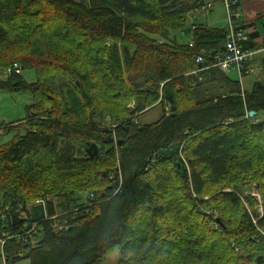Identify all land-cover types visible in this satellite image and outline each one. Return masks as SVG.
Instances as JSON below:
<instances>
[{
	"label": "trees",
	"instance_id": "1",
	"mask_svg": "<svg viewBox=\"0 0 264 264\" xmlns=\"http://www.w3.org/2000/svg\"><path fill=\"white\" fill-rule=\"evenodd\" d=\"M204 5L0 0V88L36 98L24 121L0 127L1 139L14 134L0 146L6 264H105L118 249L132 254L126 264H258L264 215L244 186L257 184L264 208V18L247 24L262 86L243 92L217 68L202 82L189 75L225 51L227 30L193 25L190 43L171 38ZM15 65L23 73L7 76ZM155 106L163 116L142 126Z\"/></svg>",
	"mask_w": 264,
	"mask_h": 264
},
{
	"label": "rangeland",
	"instance_id": "2",
	"mask_svg": "<svg viewBox=\"0 0 264 264\" xmlns=\"http://www.w3.org/2000/svg\"><path fill=\"white\" fill-rule=\"evenodd\" d=\"M210 2L214 3L213 10H210V11L198 10L196 12L188 14L189 16L186 21V25H187L186 29H192L193 25H197V26H206V27L213 28V29H220V30L228 31L230 25H229V13L227 11L226 5L223 2L216 1V0H210ZM239 14L242 17V22L248 25L252 23V21L248 22L244 20V14L242 12L241 7L239 9ZM259 18L260 19L264 18V15H260ZM185 30L171 31L172 40L177 41L179 44L190 43L193 37L189 35L185 36L184 34ZM260 43H263V39L260 40ZM259 75L260 73L256 72L251 77H248L247 79H245V83H244L245 89L250 88L253 85L254 81H256L257 79H260L261 77ZM23 76H24V79L29 83L35 82L37 79L36 74L32 71H28V72L25 71ZM229 76L235 80H238L236 73L233 71L229 72ZM58 84L59 83L57 81L54 83V85L56 86H58ZM35 103H36V98L32 94H29L23 91L12 92L10 90L0 88V127L4 124H12L15 122L24 121L28 117L30 106ZM133 105L134 104H132V106ZM132 106L130 105V107ZM163 114H164L163 107L155 106L151 108L148 112L144 113L140 117L139 122L142 126L153 124L159 121L160 118L163 116ZM259 119L261 121H264V114H261L259 116ZM22 127H24L23 133L26 132L25 129H29V127H26L25 124ZM4 131L5 130L0 129V136L4 135ZM13 136L14 134H11L9 136H6L5 138H2V139L0 138V146L8 143L13 138ZM41 159L42 158L39 157L37 158V161H41ZM257 187L258 186L256 183L250 182L244 186V193L245 195H251L252 197H256L259 200L258 210H259L260 215L263 216L264 208H263L262 196H261V192L258 190ZM91 192L92 191H89L87 193H76V196L79 199V203L81 204L86 203V201L88 200V197H90L89 194ZM40 201L41 200H37L33 203L37 205L38 203H40ZM30 207L31 205L29 206V208ZM131 258H132V254L126 256L121 252V250L118 249L109 256L105 264H126L127 262L131 260ZM31 263H32L31 259H25L20 264H31ZM0 264H6L5 259L3 257V241H0Z\"/></svg>",
	"mask_w": 264,
	"mask_h": 264
},
{
	"label": "built area",
	"instance_id": "3",
	"mask_svg": "<svg viewBox=\"0 0 264 264\" xmlns=\"http://www.w3.org/2000/svg\"><path fill=\"white\" fill-rule=\"evenodd\" d=\"M221 1L226 5L227 11L229 13V29L227 35V42L225 45V51L223 53H218L214 57H212L213 64L212 66H208L209 64L206 62V58L201 56L197 59V63L199 64V68L192 72L189 75H193L196 77V80L199 82L203 81V77L201 74L205 71H208L210 68H217L223 71L226 74L233 71L236 73L238 77V81L241 84L243 92H245V79L252 76L256 72L255 62L258 52L247 48L248 43L251 41V32L252 29L248 27V25L242 22V17L239 14V9L241 7L240 0H216ZM214 3L208 2L205 0V5L202 7V10L210 11L213 10ZM204 64L206 66H204ZM23 73L22 68L19 65H15L12 69H10L7 73V76H11L13 74L21 75ZM194 85H197V81L194 80ZM169 112V109H167ZM117 141V138L115 137ZM184 159L183 155L181 154ZM185 160V159H184ZM45 205L44 201H40L37 205ZM67 223H60L55 225L56 230H64L67 228ZM36 230V226L33 227L31 231H27V236L34 239L33 232ZM28 237L23 239L24 242L28 241ZM5 242H3V246Z\"/></svg>",
	"mask_w": 264,
	"mask_h": 264
},
{
	"label": "crops",
	"instance_id": "4",
	"mask_svg": "<svg viewBox=\"0 0 264 264\" xmlns=\"http://www.w3.org/2000/svg\"><path fill=\"white\" fill-rule=\"evenodd\" d=\"M241 8L244 14V20L254 23L260 20V15H264V0H241ZM261 27H259V30L264 35V29L262 28V30ZM263 53L262 51L260 54Z\"/></svg>",
	"mask_w": 264,
	"mask_h": 264
},
{
	"label": "water",
	"instance_id": "5",
	"mask_svg": "<svg viewBox=\"0 0 264 264\" xmlns=\"http://www.w3.org/2000/svg\"><path fill=\"white\" fill-rule=\"evenodd\" d=\"M191 33H192V29H186L184 32L185 36L191 35ZM258 86H260V87L262 86V83L260 81L256 82L253 85V90L255 91ZM255 115H256L255 112L250 113V117H254ZM107 131H109V129ZM110 140H111V137L109 136L108 141H110ZM120 144H122V142ZM176 148L177 147L175 145H173V146L169 147L168 149L161 150L160 154L163 156L174 155L176 153ZM87 154L89 155L90 158H95V157L99 156L100 155L99 145L91 144L87 150ZM180 168H181V165H180ZM217 222H220V220L218 219ZM44 243H45V240L41 241L39 243V245H43ZM263 260H264V256L259 257L258 258V264H262Z\"/></svg>",
	"mask_w": 264,
	"mask_h": 264
}]
</instances>
